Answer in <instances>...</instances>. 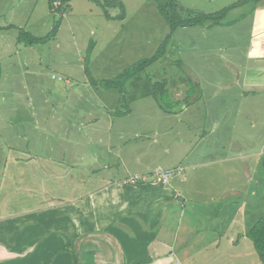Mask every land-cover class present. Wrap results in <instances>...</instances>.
<instances>
[{
	"label": "crops",
	"instance_id": "crops-1",
	"mask_svg": "<svg viewBox=\"0 0 264 264\" xmlns=\"http://www.w3.org/2000/svg\"><path fill=\"white\" fill-rule=\"evenodd\" d=\"M40 1L0 0V107L10 106L5 121L11 125V131L5 133L7 155L0 179V264H261L247 236L249 228L264 217L259 206L251 205L254 219L247 227L234 212L230 221L223 220L226 214L206 206L209 201L231 202L237 193H244L236 187L239 180L233 176V164L215 163H229L234 156L226 153L248 144V138L239 140L230 134L235 128L247 120L264 118V2L237 6L221 23L182 26L173 31L167 45L170 51L159 59L174 61L184 74L178 83L171 82L168 73L156 81H165L166 110L152 96L157 111L140 99L144 103L138 111L141 113H133V109L117 113L120 96L113 101L98 100L105 108L98 115L94 113V93L104 88L90 82L85 71L84 80L79 81L81 87L72 84L69 78L76 69H72L71 60L63 56L58 59L59 26L44 42L27 43L19 32L11 33L14 22L22 25L18 30L27 28L36 37L51 30L53 19L47 10L60 9L63 4L53 8L54 0H45L46 4L42 0L37 12ZM74 1H69L67 8L73 9ZM197 1L206 4V9L194 5L195 0H179V5L215 12L239 0ZM21 10L17 20L15 12ZM118 13L119 8L113 7L109 18L103 15L108 27L127 20L126 9L123 18H118ZM211 29H229L234 33L233 45L210 35ZM113 36L109 35L107 43L118 47L121 39ZM46 43H55L56 48H39ZM94 47L95 42L89 60ZM171 48L176 49L177 60L170 58ZM57 71L66 74V81H53L52 74ZM82 87L93 97L82 96ZM127 117L137 122L134 128L125 124ZM169 117L210 122L211 132L216 125L227 126L231 132L222 143L224 157L203 159L206 148L214 150L204 145V129L189 134V129L183 128V136L170 135L168 142L167 134L174 130ZM100 118L105 120L102 137L108 136L99 138L98 144L110 143L113 120L120 118L125 123L114 130V135L125 144L133 136L134 147L144 145L142 158H130L135 148L118 152L124 159L113 170L111 176H117L112 178L89 169L88 163L101 161L102 156H97L104 151L103 146L99 154L93 149V129L96 125L99 131ZM16 128L21 129L20 137L12 133ZM160 137L163 152H170L174 142L173 151L185 148L187 164L181 168L188 172L180 179L157 181L154 177L158 168L179 167L159 164L155 148ZM191 153L196 155L191 157ZM246 156L248 153L242 154L243 159ZM209 165L213 174L200 170ZM134 175L139 179L130 183ZM244 180L245 185L252 182L248 176ZM203 181L215 185L216 195L214 189L201 186ZM248 201L249 196L244 203Z\"/></svg>",
	"mask_w": 264,
	"mask_h": 264
},
{
	"label": "rangeland",
	"instance_id": "rangeland-1",
	"mask_svg": "<svg viewBox=\"0 0 264 264\" xmlns=\"http://www.w3.org/2000/svg\"><path fill=\"white\" fill-rule=\"evenodd\" d=\"M42 1V0H41ZM38 3L37 5V12L39 7L42 5ZM124 5V14L126 9V16L127 20L124 22V24L119 25L117 22L113 23V27H108L107 22L104 19V13L102 5H100V2L102 3L103 0H94V2H90L89 0H75L73 3V9L67 8L65 6H62L60 9L57 10H47L49 17L53 19V22L51 24V28L54 25L56 21H59V48L57 51H59L61 54H58V59H61L62 56L64 58H68L72 62V69H76V72H73L71 74L70 81L73 85H78L79 87V81H83L85 78V73H89L88 76H95L98 81L104 80V79H110L114 78L118 73H120L123 69L128 67L133 62L142 59L144 57H147L154 53V51L157 49V47L161 44L164 37L169 32V26L166 23V21L160 16L158 9H157V2L156 0H119ZM179 4V0H175ZM44 4H46V1L43 0ZM152 4V6H151ZM195 4H198L200 6H203L206 9V4L200 3L199 1L195 0ZM56 8V7H53ZM183 11L181 12L183 16L186 15V10H194L189 7L182 6ZM218 10L221 8H217ZM111 10V7L108 8V12ZM198 10V9H196ZM201 12H204L200 10ZM217 11V10H216ZM120 12V10H119ZM22 10L18 12H15V18L17 20L20 19ZM210 13V12H206ZM228 13L226 14L225 18L223 20H226L228 17ZM18 14V15H17ZM119 14V13H118ZM124 17V16H123ZM122 17V18H123ZM34 18V17H33ZM6 20V19H5ZM4 20V21H5ZM15 20V19H14ZM118 27H117V25ZM16 22L13 23L14 29H12L11 33L15 34V32L20 31H26L27 28H22L18 30V27H22V25L16 24ZM11 25V24H10ZM204 25V24H202ZM9 26V25H8ZM30 25L29 27H31ZM179 29L177 27L174 31ZM111 30L113 32L111 33ZM30 33V32H29ZM176 33V32H175ZM210 35L215 34L216 37L220 36L226 43H231L233 40L234 33H231L229 29H217L213 30L211 29ZM243 33H246L243 31ZM114 34L113 37L117 38V35L121 39V43L118 45V47L109 46L107 43V38L109 35ZM216 40H218L216 38ZM93 42H95V47L93 49L92 56L90 60H85V52L87 47L91 44L93 45ZM52 44V45H50ZM233 45V44H232ZM56 48L55 43H46V46L39 45V48L43 49H50L48 48ZM167 51H170V49H167ZM53 51V50H52ZM82 51V52H81ZM171 54L170 58L172 60H177L176 55V49L171 48ZM76 65V68H74L73 65ZM79 64H81L82 69L79 68ZM85 67L89 72L85 71ZM85 71V73H84ZM164 73H168L169 76L167 78L171 82L178 83L181 80V77H183L184 72L179 67L177 63L174 61L167 62L165 59H159L157 61H154L150 65H148L144 70L137 73V77L134 79H129L126 81V93L121 94L117 89L114 88H105L101 90L100 93H94L95 97V109L94 113L100 115V113H103L105 111L104 106H101V102L98 100H101L103 102H106L107 99L109 101H113L120 96L119 104L118 99L116 100V110L122 113H130L131 110L133 113H137L138 111H142L140 108L143 106L144 103L141 102L140 99H143L144 102H146V105L148 108H154V103L152 101L153 96V87H151L154 82L159 81L162 79V76ZM49 75V74H48ZM56 80H53L54 82L61 81L59 79H62V81H66L63 72H54ZM51 75V76H52ZM59 77V78H58ZM92 77V76H91ZM93 78V77H92ZM90 79V77H89ZM58 80V81H57ZM96 80V79H95ZM96 80V82H97ZM61 84V83H60ZM99 85V84H98ZM111 89V90H106ZM79 93L82 94V96H90L91 93L86 88H81L79 90ZM121 95H120V94ZM100 96V97H99ZM72 97H75V93H72ZM90 97H93L92 95ZM96 97H98L96 99ZM169 104V102L167 101ZM9 105L1 106L0 107V179H1V173L3 164H6V149H7V143L8 141L5 138L6 131H11L9 128L11 125L6 123L5 115L7 113V110L9 109ZM20 110V106H18ZM140 109V110H139ZM115 110V109H114ZM115 110V111H116ZM154 110H158L157 108H154ZM114 111V112H115ZM141 113V112H138ZM2 114V115H1ZM133 115V114H131ZM16 117H18L16 115ZM171 124H174V130L167 134L168 142L170 141V135L176 136L179 134L180 136H183V133L180 132L183 128L189 129V134L193 133L195 129H204V135L206 136L204 140V145L207 147H212L214 150L212 152H209V148H206L207 155L203 158L205 160H209L211 158H217V157H224L223 155L225 153L223 152V145L222 143L226 140L225 135H229L228 133L231 132L227 126L222 125H216V127L210 131L211 128L210 122L205 121H194V120H181L177 121L176 118L169 117L168 119ZM125 122L121 123V119L113 120L112 125V132L113 136L110 138V143L106 145V142H102L98 144L99 138L105 139L106 136L104 135L102 137V132L105 130V120L99 119L98 127H94V142H93V149L94 153L99 154V151L101 152V146H103L104 151L97 157L102 156L101 161H98V159H95L92 162L85 161L83 163L89 164V169L95 171V173H108V175L111 176L113 173V170L115 168H118V164L122 163L124 158H120V152L125 147L132 148L137 150L133 153L131 151L133 156L137 155L138 158H142V151L143 146L134 147L135 144V138L132 136L128 138V142L125 144L122 140L118 139L114 135V130L117 129V127L120 128L121 124H127L134 128L135 124L137 122H132V117H127L125 119ZM163 121H160L158 123H162ZM169 122V123H170ZM241 122H237V124H240ZM246 124L244 126H240L238 128H235L232 133V135H235L237 139L240 140V138L246 137L248 138V144L245 145V147H239L237 150H232L233 152L226 153V155L234 156L233 160H231L229 163H224L217 161L215 164H233L235 167V171L233 176L236 177V187L239 189V191L244 192L243 194H238L235 196L236 198L232 197L231 202H228L227 199L225 200H217V201H209L206 207L208 208H214L217 212L220 211L222 214H226V216H223V220H228L229 216L233 217L234 214H237L236 219L238 221L243 220L244 227H247L252 221L253 212H250L252 206L251 205H258L259 208L264 213V146H262V139L264 135V118L261 120L256 119H250L245 121ZM236 125V124H235ZM130 127V128H131ZM132 129V128H131ZM21 131V129L16 128L12 131V133H15L18 135L17 137H20L18 134ZM98 133V135H97ZM214 136V137H213ZM126 137V136H125ZM17 138L14 139V141ZM127 140V139H126ZM137 140H140V138H137ZM136 140V141H137ZM20 144V140H17ZM107 141V140H106ZM208 142L214 143L215 146H208ZM6 143V144H5ZM241 143V142H240ZM169 144V143H168ZM176 142H174L173 146L170 147V152H163L161 147L164 145L162 142V137H160V144L156 146L155 151L157 152V156L159 159H161V162L159 164H178L179 167H185L187 164V160L185 159L186 153L184 154V149L175 152L173 151V147L176 146ZM170 146V145H169ZM198 146H203L202 144H199ZM105 149L109 150V153L105 152ZM175 152V153H173ZM92 153V152H91ZM211 153V154H210ZM248 153V156H246L244 159L242 158V154ZM149 155V152H147V156ZM196 153H191V157H194ZM218 155V156H215ZM79 158V156H78ZM108 162L107 166L104 167V165ZM80 163V161H78ZM132 164V163H129ZM110 166V168H109ZM246 166H248L247 171H245ZM104 167V168H103ZM163 168V167H162ZM212 165H209L207 167H201L200 170L205 171H213L211 170ZM163 169H166L165 167ZM188 172V169H185L182 174L180 175H173L171 178L173 179H180L182 176L186 175ZM214 171L212 172V174ZM117 175H112V177H115ZM251 177L252 182H248L245 185L244 177ZM205 177H209V175H206ZM214 177V175H213ZM216 178V176H215ZM243 179L244 181H240ZM204 180V179H202ZM201 186H204L206 188H212L214 189V193L216 195L217 188L215 185H210V183L202 182ZM193 187H191L190 190H192ZM247 190V191H246ZM249 196L250 201L248 203H244L245 198ZM207 204V203H205Z\"/></svg>",
	"mask_w": 264,
	"mask_h": 264
},
{
	"label": "trees",
	"instance_id": "trees-1",
	"mask_svg": "<svg viewBox=\"0 0 264 264\" xmlns=\"http://www.w3.org/2000/svg\"><path fill=\"white\" fill-rule=\"evenodd\" d=\"M71 0H60V3L63 6L68 7V3ZM94 2V0H92ZM157 9L160 16L166 21L169 26V32L162 40L161 44L157 47V49L151 55L139 59L128 67L123 69L120 73H118L114 78L104 79L97 81L90 77V82L94 84H99L105 88H114L117 89L121 94L124 91V85L127 80L135 76L137 73L144 70L148 65L157 61L159 58L165 55L167 45L171 39L173 31L177 27L182 26H193V25H202L205 23L217 24L221 23L225 18L227 12L231 9L241 6L247 3L253 4V6L258 5V3H263L264 0H239L234 2L228 6H225L215 12H201L197 10H186V15H182L183 8L180 6L175 0H156ZM102 5L103 13L106 18H109L108 8L118 7L120 12L117 15L118 18H122L124 16V5L119 0H103L100 2ZM59 26V21H56L52 26L51 30L43 37H36L31 35L29 32L20 31V39L27 43H36V42H44L46 39H49L54 36ZM92 51V45L90 44L85 52V60L87 61L90 57ZM85 71L88 72L85 67ZM89 75V73H87ZM165 81L154 82L153 83V98L157 102V104L163 109L166 110L169 105L167 103V96L164 90ZM247 236L251 239L254 250L256 251L259 261L261 264H264V217L259 218L252 227L249 228L247 232Z\"/></svg>",
	"mask_w": 264,
	"mask_h": 264
},
{
	"label": "built area",
	"instance_id": "built-area-1",
	"mask_svg": "<svg viewBox=\"0 0 264 264\" xmlns=\"http://www.w3.org/2000/svg\"><path fill=\"white\" fill-rule=\"evenodd\" d=\"M59 5H60V0H54L52 2L53 7H58ZM182 170L183 169L181 167L168 168V169L158 168L154 171V177L157 181H167L173 175L181 173ZM138 179L139 177L137 175H134L130 177L129 182L133 183L137 181Z\"/></svg>",
	"mask_w": 264,
	"mask_h": 264
}]
</instances>
